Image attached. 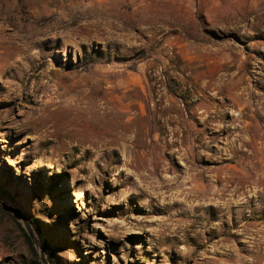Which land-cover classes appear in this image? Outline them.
Returning a JSON list of instances; mask_svg holds the SVG:
<instances>
[{
    "label": "rangeland",
    "instance_id": "rangeland-1",
    "mask_svg": "<svg viewBox=\"0 0 264 264\" xmlns=\"http://www.w3.org/2000/svg\"><path fill=\"white\" fill-rule=\"evenodd\" d=\"M0 189L56 264H264V0H0Z\"/></svg>",
    "mask_w": 264,
    "mask_h": 264
},
{
    "label": "water",
    "instance_id": "water-1",
    "mask_svg": "<svg viewBox=\"0 0 264 264\" xmlns=\"http://www.w3.org/2000/svg\"><path fill=\"white\" fill-rule=\"evenodd\" d=\"M0 205L11 213L18 224L23 228L27 237L30 239L34 251L41 264H51L40 234L33 224L32 219L22 211V209L11 199L0 194Z\"/></svg>",
    "mask_w": 264,
    "mask_h": 264
},
{
    "label": "bare ground",
    "instance_id": "bare-ground-1",
    "mask_svg": "<svg viewBox=\"0 0 264 264\" xmlns=\"http://www.w3.org/2000/svg\"><path fill=\"white\" fill-rule=\"evenodd\" d=\"M188 167V166H187ZM193 168V167H192ZM194 174V173H193ZM195 177V176H194ZM187 181H189V180H187ZM183 182V181H182ZM237 182V181H236ZM240 183V182H239ZM255 184H257L258 185V183H255ZM217 186V185H216ZM254 186V185H253ZM230 187H233L232 185H222V187H220L219 188V190H221V191H226L227 189H229ZM240 188H243L241 185H236L235 187H233V191H237V190H239ZM247 188V187H246ZM262 188V187H261ZM208 189H209V185H203L202 186V188L201 189H198V188H193V186H190V187H188L187 188V193L185 194V195H192V197L194 196L195 198H199V197H201L202 196V198H201V200L203 201V200H207V201H209L208 203H210V201L212 200V198H211V200H210V196H209V193H208ZM214 189V188H213ZM254 189V188H253ZM249 191V190H248ZM250 191H251V189H250ZM259 191V190H258ZM215 192V191H214ZM240 194V193H239ZM212 195H214V193H211V196ZM257 195V194H256ZM220 197H223L222 196V194H220L219 195ZM193 197V198H194ZM221 199V198H220ZM200 200V199H199ZM227 200H228V198H227ZM227 200H222V202H219V201H216L214 204H210V205H212V209L215 211V212H219V211H221V210H223L224 208H227L228 206H227ZM214 202V201H213ZM207 203V202H206ZM235 203L238 205V207H241L242 206V204H244L243 202H242V204L241 203H239L238 204V202L237 201H235ZM210 205H206V206H204L203 205V203H199V204H197L195 207H194V212L196 213V212H199V214L198 215H195V216H193L194 217V220H199V219H201L202 218V216H203V214H205L204 212H205V210L204 209H206V208H209V206ZM230 207H232V206H230ZM244 209V208H243ZM242 210V209H241ZM191 211H192V209H191ZM239 215V214H238ZM237 215V216H238ZM242 215V214H241ZM239 217V216H238ZM210 218V217H209ZM247 226V225H246ZM248 228V227H247ZM246 228V229H247ZM249 229V228H248ZM262 230V229H261ZM261 230H257L256 231V233L257 232H260ZM262 232V231H261ZM263 240V239H262Z\"/></svg>",
    "mask_w": 264,
    "mask_h": 264
},
{
    "label": "trees",
    "instance_id": "trees-1",
    "mask_svg": "<svg viewBox=\"0 0 264 264\" xmlns=\"http://www.w3.org/2000/svg\"><path fill=\"white\" fill-rule=\"evenodd\" d=\"M83 59H84V62H96V61H101V60H102L98 55H96V54H94V53L85 54V55L83 56ZM0 194H2V195H4V196L8 197V198L11 199L13 202H15V200H14V198L11 196V194H9V193H7V192L1 190V189H0ZM30 218H31V217H30ZM31 219H32L33 224L36 226V228H37V230H38V232H39V234H40V237H41V239H42V241H43V244H44V247H45L46 253H47V255H48V258L50 259L51 264H56V262L53 260V253H52V251L50 250V248L48 247V245H47V243H46V241H45V239H44V236L42 235L40 229L38 228V226H37L35 220H34L33 218H31ZM13 220L15 221L14 218H13ZM15 222H16V224H17L19 230L21 231V233H22V235H23V238H24L26 244H27L28 247H29V250L31 251V254H32L33 257L35 258V262H36L37 264H39V262H38L37 259H36V253H35V251H34V249H33V246H32V243H31L30 239L27 237L25 231H24L23 228L17 223V221H15Z\"/></svg>",
    "mask_w": 264,
    "mask_h": 264
}]
</instances>
